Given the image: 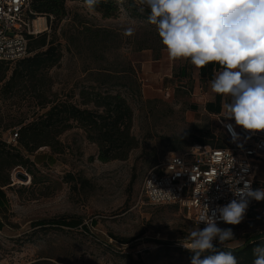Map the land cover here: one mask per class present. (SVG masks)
<instances>
[{"label": "rangeland", "instance_id": "374dc122", "mask_svg": "<svg viewBox=\"0 0 264 264\" xmlns=\"http://www.w3.org/2000/svg\"><path fill=\"white\" fill-rule=\"evenodd\" d=\"M66 6L64 19L57 22L50 18L45 30L63 49V58L49 71L52 90H69L85 79L88 84L89 71L95 72L105 64L94 60L90 53H75L73 45H68L69 37L84 25L93 30L112 29L120 34L121 41L120 47L110 53L109 62L127 58L136 65L142 80V98L125 93L134 110L133 133L140 143L126 160L102 162L97 159V146L86 139L82 130L73 128L61 136L65 144L62 153L52 154L48 147L39 150L47 158L45 164L34 167L38 174L48 177L46 182L31 185L26 167L21 171L26 179L15 182L13 171V183L4 187L9 207L5 215H0V264H29L45 258L58 264H191L181 240L204 226L197 225L194 216L179 204H150L141 196L140 188L146 172L172 151L167 136L187 131V141L191 142L203 135L201 130L211 128L217 136L214 142L219 137L229 145L219 133V120L200 112L209 99L211 80L202 79L198 68L185 59H171L166 76L152 80L143 75L139 51L135 50L137 40L161 45L148 17H133L123 5L116 17L107 18L89 10L82 0H67ZM128 27L134 28L130 36L124 34ZM86 46L95 45L89 41ZM148 94L158 96L151 98ZM35 103L28 94L9 98L0 94L2 139L32 114ZM11 122L15 127L6 128ZM187 149L188 145L177 151ZM28 156L34 160V155ZM69 173L76 176L74 182L67 181ZM80 177L86 179L84 185L78 183ZM259 178L260 183L264 182V162ZM255 203L252 200L239 225H218L231 228L235 234L225 245L236 246L245 234L264 232V208ZM115 236L131 241L124 243Z\"/></svg>", "mask_w": 264, "mask_h": 264}, {"label": "trees", "instance_id": "16d2710c", "mask_svg": "<svg viewBox=\"0 0 264 264\" xmlns=\"http://www.w3.org/2000/svg\"><path fill=\"white\" fill-rule=\"evenodd\" d=\"M66 2L67 0H31L32 18L43 15L47 20L53 18L57 22L61 21L68 13ZM120 5L129 10L133 17L144 18L149 15L146 7L142 13L138 10L136 0H100L95 10L102 13L103 17H116ZM56 41L45 31L39 35H29L28 56L16 61L0 60L2 83L0 94L4 98H9L24 93L29 95V99L36 101L32 114L18 122L21 124L19 147L8 144L0 137V196L3 198L6 197L4 187L13 183L12 173L18 167L14 173L15 182L22 179V175L20 177L18 174L24 167L30 175L27 181H30L31 185L46 182L48 177L38 174L34 167V164H45L47 158V154L39 150L48 147L52 154L62 153L65 144L61 136L73 128L82 130L86 139L97 146V159L102 162L126 160L139 146L140 141L133 133L134 110L126 94L143 97L141 77L136 65L127 58L109 62L110 53L120 47V34L109 28L97 27L93 30L84 25L82 29L71 35L68 45L69 47L73 45L75 53L80 55L90 53L94 60L105 64L97 67L95 72L89 71L91 78H87L88 84L84 83L86 79L82 82L77 81L69 90L60 92L52 90L53 79L49 74V71L63 58L62 44ZM89 41L95 46H86V42ZM147 41L139 38L135 50L140 52L144 49H152L155 53L154 58L159 59L164 46L162 44L155 46ZM212 63L214 65V62ZM215 66L219 67L218 63H215ZM8 69H11L10 75L7 74ZM76 88H79L77 93ZM15 125L11 122L6 128ZM201 131L203 135L191 142L187 141L189 135L187 131L167 136V139L172 141V151L181 150L186 145L190 149L195 144L216 148L232 146L221 126L219 133L229 141V145L219 137L217 142H214L217 136L211 128ZM28 155H34V160L31 161ZM262 166L263 163L260 165L258 178ZM66 178L69 182L76 180V176L72 173L67 174ZM85 182L86 179L82 177L78 179V183L82 185ZM262 183L257 188L264 187ZM255 204L264 208V201H256ZM63 222L65 224V221ZM75 223L79 224V222ZM115 237L124 243L131 241L130 238ZM261 241H264V232L247 233L243 241L236 246L215 244V247L222 251L231 250L238 264H252L255 259L253 248ZM183 249L192 257V252ZM207 254L213 253H205ZM29 264L58 263L45 258L36 259Z\"/></svg>", "mask_w": 264, "mask_h": 264}, {"label": "clouds", "instance_id": "9594fccd", "mask_svg": "<svg viewBox=\"0 0 264 264\" xmlns=\"http://www.w3.org/2000/svg\"><path fill=\"white\" fill-rule=\"evenodd\" d=\"M95 11L100 0H84ZM138 10H149L170 59H185L197 68L216 62L221 68L209 84L227 101L226 118L253 132L264 131V0H136ZM128 27L125 35H132ZM237 199L201 216L203 228L182 238L181 246L193 253L191 264H238L231 250H217L235 238L231 228L218 221L239 225L251 200L264 201V187H232ZM205 253H213L207 254ZM252 264H264V241L253 248ZM203 257V258H202Z\"/></svg>", "mask_w": 264, "mask_h": 264}, {"label": "built area", "instance_id": "2783aa9c", "mask_svg": "<svg viewBox=\"0 0 264 264\" xmlns=\"http://www.w3.org/2000/svg\"><path fill=\"white\" fill-rule=\"evenodd\" d=\"M32 14L31 0H0V60L16 61L28 56L29 35L47 30V17L46 27L37 32L35 20L40 16L34 19ZM218 120L232 146L195 144L186 151L167 152L144 176L140 193L147 202L179 204L194 216L197 225L205 226L201 216L206 207L211 215L212 210L237 199L233 186L243 188L248 182L256 189L261 184L258 174L264 162V131L245 130L231 119ZM19 130L13 128L4 140L19 147ZM220 224L225 223L218 221Z\"/></svg>", "mask_w": 264, "mask_h": 264}, {"label": "crops", "instance_id": "0c3cea01", "mask_svg": "<svg viewBox=\"0 0 264 264\" xmlns=\"http://www.w3.org/2000/svg\"><path fill=\"white\" fill-rule=\"evenodd\" d=\"M154 57H155V53L152 49H145L139 52V58H140L139 60L141 61L142 74L145 76H149V78H151L152 80H154L155 78L159 76L168 75L169 74L168 72L170 69L168 67V62L171 61L167 53L163 50L160 53L159 59H155ZM211 63L212 62H210L208 65L202 68H198L199 76L202 79L207 78L209 80H212L214 79L215 75L219 71H221L220 66L219 67L215 66L216 62H214V65H212L213 63L212 64ZM152 85H151V88H152ZM153 90L155 91L154 88ZM207 94H209V99H207V101L204 102L203 109L200 112L202 114H207L209 116L216 117L217 119L218 118L228 119L226 118L227 113L224 107V104L227 102L225 98L222 97L221 95H217L213 93L212 90L207 92ZM148 95L151 98L158 96V94H153V95L148 94ZM4 191L6 193L5 189ZM8 207H9L8 206V196L6 193V197L3 198L2 196H0V215L1 214L5 215L6 213L5 211L6 209H8ZM1 221L3 220H0V222Z\"/></svg>", "mask_w": 264, "mask_h": 264}, {"label": "bare ground", "instance_id": "6f19581e", "mask_svg": "<svg viewBox=\"0 0 264 264\" xmlns=\"http://www.w3.org/2000/svg\"><path fill=\"white\" fill-rule=\"evenodd\" d=\"M45 24V19L43 17H38L35 20V30L37 32H40L41 30H43Z\"/></svg>", "mask_w": 264, "mask_h": 264}, {"label": "water", "instance_id": "95a60500", "mask_svg": "<svg viewBox=\"0 0 264 264\" xmlns=\"http://www.w3.org/2000/svg\"><path fill=\"white\" fill-rule=\"evenodd\" d=\"M22 173H19L18 176L21 177ZM23 176V175H22ZM29 177V176H28ZM22 178L26 179V176H23Z\"/></svg>", "mask_w": 264, "mask_h": 264}]
</instances>
